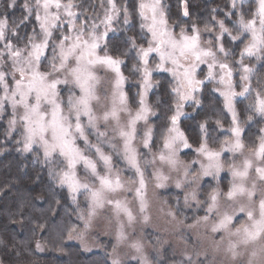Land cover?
I'll use <instances>...</instances> for the list:
<instances>
[{"label":"snow or ice","instance_id":"6c2138e0","mask_svg":"<svg viewBox=\"0 0 264 264\" xmlns=\"http://www.w3.org/2000/svg\"><path fill=\"white\" fill-rule=\"evenodd\" d=\"M106 2L98 24L75 11L81 7L75 0H4L0 135L21 145L17 150L30 154L53 183L67 186L74 203L84 195L87 207L78 218L85 231L97 209L113 211L119 227L111 264H154L140 240L129 244L133 252L124 257L117 252L131 239L127 229L149 221V182L156 189L174 186L177 209L182 194L184 207L194 204L205 213L197 222L219 236L215 251L223 254V264H264V127L252 138L253 125L264 124V80L254 89L258 69L245 63V57L255 59L264 69V0H224L223 7L210 9L203 31L183 23L190 18L187 0L171 24L164 0ZM18 6L23 16L10 21L9 10ZM120 22L122 30L112 27ZM29 26L30 34L22 32ZM118 31L123 35L114 42L109 32ZM203 34L210 38L203 41ZM154 73H169L175 81L163 93L175 97L174 107L161 105L159 96V112L148 103L149 93L162 86ZM205 90L223 98L220 111L230 114L229 127L206 121L192 138L181 128L183 109L186 103L200 106L196 94ZM221 173L231 177L223 186ZM169 215L175 218L171 210ZM201 255L185 253L176 264H207V254Z\"/></svg>","mask_w":264,"mask_h":264},{"label":"trees","instance_id":"16d2710c","mask_svg":"<svg viewBox=\"0 0 264 264\" xmlns=\"http://www.w3.org/2000/svg\"><path fill=\"white\" fill-rule=\"evenodd\" d=\"M117 1L124 2V0ZM165 1L167 8L170 9V21L178 20L183 11V0ZM187 3L190 18L184 19L183 22L196 23L205 27L211 15L210 9L217 6L223 7L224 0H187ZM216 19H222V17L217 16ZM132 23L135 25V30L139 31L137 17H133ZM118 24L121 30L125 27L122 26V22ZM208 27L215 31L210 23ZM128 34L133 33L130 31ZM122 35L121 31V34L112 35L109 38L115 42ZM116 54L113 53V55ZM121 58L127 60V57ZM124 73L126 76L129 75L127 71ZM164 77L166 76L156 75L162 86L151 95L153 109L157 112L160 111V107L156 106L157 96L160 97L161 105L173 103L172 95L163 94L164 89L169 88L168 78L165 80ZM132 79L138 80L137 77ZM127 87L126 84V89ZM206 95L205 99H208L205 100L204 107H198L192 116L181 119L186 134H191L192 138H195L198 124L206 121L214 124L217 118H225L224 112L220 111L222 107L216 95L208 90ZM185 125L188 126L187 129ZM252 133L256 136L254 127H252ZM189 142H192L191 138ZM197 146L193 144V147ZM20 147L21 145H17L14 141H5L4 136L0 135V263L111 264L110 241H104L107 244L104 251L90 252L83 250L74 242L67 241L69 230L80 225L78 216L85 202L78 198L74 203L67 191L55 185L47 172L32 161L30 154L17 150ZM222 184H226L225 180ZM170 198L173 199V196ZM38 243L40 248H37ZM166 252L170 255L168 258H174L169 250ZM160 264H162L161 261Z\"/></svg>","mask_w":264,"mask_h":264},{"label":"rangeland","instance_id":"374dc122","mask_svg":"<svg viewBox=\"0 0 264 264\" xmlns=\"http://www.w3.org/2000/svg\"><path fill=\"white\" fill-rule=\"evenodd\" d=\"M24 0H18V5H22ZM118 2V1H117ZM138 2V0H137ZM145 2H150V0H145ZM75 3L81 5V7L75 9V11L80 12L83 11L87 16L93 17L96 20V23H100V20L104 18V10L108 7L106 0H75ZM121 3V2H118ZM164 3L167 7V3L164 0ZM5 7L4 0H0V11H3ZM10 11V21L12 18L19 20L23 16V11L21 7H16L15 10ZM123 17L120 18L122 21ZM138 26H139V18L137 17ZM171 24L172 22L169 21ZM185 26L190 25L192 23H187V21L183 22ZM122 26H124L122 24ZM202 31L204 29L203 26L197 25ZM115 29H121V26L118 23H114L112 25ZM215 29V28H214ZM27 30L29 34L31 33V27L29 26L27 29H22V32ZM103 25L100 27V31L102 32ZM177 32L179 29L176 30ZM216 31V29H215ZM121 34V31L118 32H109V37L112 35ZM191 34V33H190ZM235 34V33H234ZM209 38L207 35H202V40L207 41ZM250 39V37H249ZM247 43V40L245 41ZM241 48L237 50V54L235 59L238 61L240 59L239 51ZM103 55V53H99ZM229 59V62H231ZM245 63L249 66L256 67L258 69L257 75L253 77L252 84L253 88H257V80H264V69L261 68V65H258L255 59L249 60L245 57ZM201 67L206 68V66L202 65ZM103 75V73H100ZM125 75V73H124ZM156 75H164L168 78L169 88L175 85V81L172 80L171 75L169 73H154L153 80L154 82L158 79ZM126 76V75H125ZM198 78H202L199 77ZM137 79H139L137 77ZM213 87V85H209V88ZM125 90L126 85H125ZM153 89L148 96V103L152 106L151 95L153 94ZM205 90L202 95L196 94V98L201 101L200 106H196L191 103H186L183 111L187 113L185 116H192L194 112L198 109V107H204L206 95ZM239 91V89H237ZM211 92V91H210ZM219 101L220 106L223 109V98L219 96L218 93H214ZM172 106L174 107L175 97L172 95ZM252 102V98L246 100L245 103ZM225 114V118H217L221 120L224 128L229 127V121L231 119L230 114L226 113V110L223 111ZM171 114V113H170ZM169 114V115H170ZM185 116L181 117L185 118ZM216 119V120H217ZM243 119V118H242ZM215 120V121H216ZM214 121V122H215ZM255 130L258 127H264V124L258 123L253 125ZM181 128L184 129L183 122L181 123ZM218 135V133H217ZM258 133H256V136ZM253 135V139L256 137ZM224 136H221L220 139H224ZM19 139V137H18ZM95 142V141H93ZM211 147H217V145H210ZM253 146L250 144V147ZM22 147V146H21ZM81 147L83 145L81 144ZM198 147V146H197ZM195 148V147H193ZM105 152L107 153L109 150L105 146ZM186 151V150H184ZM194 156V155H193ZM32 157V156H31ZM183 158V157H182ZM32 161L33 158H32ZM122 166V165H121ZM78 174L81 178H83L84 173L82 171V166H78ZM125 177L131 175L130 172L123 173ZM221 176L224 178L226 184L231 179L230 175L227 173H221ZM206 181H210V178H205ZM58 186V184L55 183ZM213 187L215 186L213 182ZM223 186V184H222ZM67 193L70 195L67 186L64 187ZM178 194V190L174 188V186H169L164 189H156L155 185L151 182L148 183L147 186V212L146 215L149 217L148 223H144L141 219L133 228L127 229L128 234L131 236V239L127 243H122L117 247V252L121 257H124L126 254L133 252V250L129 247V244L134 240H140L141 243L145 246L146 254L149 255L150 259L155 260L156 253H159V260L162 264H176L179 261L183 254L185 253H195L200 252L201 259H203V254H207L208 262L207 264H223L224 257L222 253H217L215 251V242L219 240V236H216L210 232L209 229H206L203 223H198V219L204 216V212L197 211L195 205L193 204L191 207L183 206V195L181 194V206L177 209L176 205V196ZM127 199L131 200L132 195L126 194ZM71 196V195H70ZM173 196V199L170 198ZM80 198L83 202H85L84 195L78 194L76 201ZM123 199L124 197H119ZM200 199H204L203 196ZM87 207L85 202V206L83 210ZM175 213V218L169 215V211ZM126 219V218H125ZM80 221V225L74 226L71 228L67 235V241L74 242L83 250L90 251H104L106 247V241H110V250H109V259L111 262L112 253H113V245L117 244L116 233L119 225L116 222L115 215L113 211L107 207L99 208L96 210L95 215L92 218L91 224L88 229L84 230V223ZM134 233V235H133ZM71 236V238H69ZM105 241V242H104ZM104 242V244H103ZM169 250V253L174 255V258H168L170 255L166 252ZM1 264V263H0ZM155 264V261H154Z\"/></svg>","mask_w":264,"mask_h":264}]
</instances>
